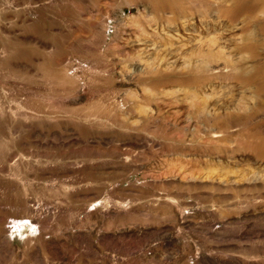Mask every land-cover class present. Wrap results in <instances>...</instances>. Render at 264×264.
I'll use <instances>...</instances> for the list:
<instances>
[{
    "label": "rangeland",
    "instance_id": "1",
    "mask_svg": "<svg viewBox=\"0 0 264 264\" xmlns=\"http://www.w3.org/2000/svg\"><path fill=\"white\" fill-rule=\"evenodd\" d=\"M0 264H264V0H0Z\"/></svg>",
    "mask_w": 264,
    "mask_h": 264
}]
</instances>
